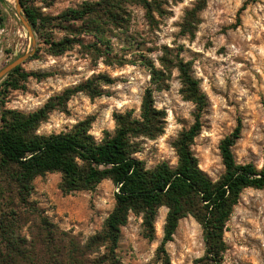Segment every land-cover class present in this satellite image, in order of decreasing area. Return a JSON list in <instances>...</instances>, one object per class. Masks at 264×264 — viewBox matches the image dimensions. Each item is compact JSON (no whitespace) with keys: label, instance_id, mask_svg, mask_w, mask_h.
<instances>
[{"label":"rangeland","instance_id":"1","mask_svg":"<svg viewBox=\"0 0 264 264\" xmlns=\"http://www.w3.org/2000/svg\"><path fill=\"white\" fill-rule=\"evenodd\" d=\"M100 0H24L43 15L57 17L85 2ZM151 1V0H148ZM162 14L152 13L151 22L141 5H126V26L108 33L114 61L123 66L94 61L80 47L53 57L41 45L39 58L23 65L27 73L47 75L42 80L30 78L22 90L9 91L1 110L32 114L51 98L75 89L88 80L105 75L113 80L102 85L101 97L91 99L84 93L71 97L65 107L52 112L38 135L67 133L77 124L91 120L90 134L100 142L105 132L114 133V115L133 111L139 118L145 91L153 88L151 66L164 71L160 59L167 49L176 62L190 65V75L197 80L207 105L201 117L202 131L194 140L192 151L200 169L212 180L224 173L220 144L242 123L241 139L233 148L239 164L264 166V0H208L189 32H184L188 12L199 0H161ZM22 15V14H21ZM59 41L64 34L55 32ZM87 45L93 36H82ZM33 41L17 12L14 0H0V71L22 55L33 51ZM36 49V46H35ZM148 66V67H147ZM167 88L154 91L155 108L165 114L163 133L156 139L141 138L135 157L148 169L161 163L177 165L173 143L195 122L196 107L181 94L178 69H173ZM1 115V112H0ZM1 125V121H0ZM62 175L47 174L33 182L30 200L50 222L63 231H73L81 240L101 232L115 207V185L110 180L93 191L65 195L60 189ZM167 209L161 208L156 221L154 241L142 235V218L131 216L121 229L116 255L121 264H160L156 252L163 237ZM26 232V229H25ZM227 251L223 264H264V190L247 189L235 207L225 233ZM171 264H194L205 254L200 225L192 217L183 219L166 246Z\"/></svg>","mask_w":264,"mask_h":264},{"label":"trees","instance_id":"2","mask_svg":"<svg viewBox=\"0 0 264 264\" xmlns=\"http://www.w3.org/2000/svg\"><path fill=\"white\" fill-rule=\"evenodd\" d=\"M207 1L199 0L194 10L188 12L184 32L198 22L197 15L206 8ZM126 5H141L151 22L153 12L163 13L161 0H100L50 17L22 0L24 17L36 38L35 53L29 59H38L44 44L45 52L53 57L80 47L94 61L104 59L109 66L125 65V61L109 58L112 48L107 36L125 28ZM55 32L64 34V38L56 41ZM82 36H93L97 42L86 45L80 39ZM160 61L165 72L149 68L154 89L145 91L140 117L135 118L133 111L114 115L115 132H105L100 142L90 134L91 120L77 124L67 133L45 136L37 131L72 96L84 93L91 99L101 97L100 86L113 84L110 77L98 75L51 98L43 108L28 115L1 110L4 98L9 91L22 90L30 78L42 80L47 75L27 73L20 66L0 83V264H121L116 255L121 229L132 215L141 217L143 237L154 241L161 208L167 209V215L164 237L156 252L157 262L171 264L166 246L173 241L180 222L192 217L202 229L205 244L204 256L194 264L224 263L227 224L245 190H264V166L259 169L252 163L236 161L233 148L242 134L239 121L220 144L224 173L214 181L200 169L192 145L202 131L206 97L190 75L189 64L175 62L167 49ZM173 69L180 73L184 99L196 107L195 122L173 143L176 167L161 163L148 169L135 157L141 149L137 141L156 139L163 133L165 114L155 108L153 94L167 88ZM54 173L62 175L60 189L65 195L93 191L105 180L116 187L113 211L101 232L86 242L73 231H63L50 222L30 200L35 179Z\"/></svg>","mask_w":264,"mask_h":264},{"label":"water","instance_id":"3","mask_svg":"<svg viewBox=\"0 0 264 264\" xmlns=\"http://www.w3.org/2000/svg\"><path fill=\"white\" fill-rule=\"evenodd\" d=\"M16 3V9L18 14L21 17V21L24 25V27L26 28L28 34L30 35L32 41H33V51L29 54H25L22 55L21 57H19L18 59H16L14 62H12L11 64H9L8 66H6L4 69H2L0 71V83L5 80V78L12 72L14 71L17 67L22 66L30 57H32L35 53V46H36V38L35 35L33 33V30L31 28V26L29 25L28 21L26 20V18L24 17V13H23V6H22V0H14ZM22 14V15H21Z\"/></svg>","mask_w":264,"mask_h":264}]
</instances>
